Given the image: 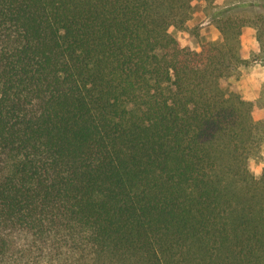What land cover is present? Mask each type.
I'll list each match as a JSON object with an SVG mask.
<instances>
[{"label": "trees", "instance_id": "trees-1", "mask_svg": "<svg viewBox=\"0 0 264 264\" xmlns=\"http://www.w3.org/2000/svg\"><path fill=\"white\" fill-rule=\"evenodd\" d=\"M194 1L0 0V264H264V121Z\"/></svg>", "mask_w": 264, "mask_h": 264}, {"label": "rangeland", "instance_id": "rangeland-1", "mask_svg": "<svg viewBox=\"0 0 264 264\" xmlns=\"http://www.w3.org/2000/svg\"><path fill=\"white\" fill-rule=\"evenodd\" d=\"M243 10H250L251 14H247L250 17L253 15L261 17L259 19L260 27L258 29H243L241 27L243 22L239 19ZM212 13V0H195L192 4L190 18L184 27L172 26L170 32L179 39L183 46L191 49H198L205 43L221 44L224 41V35L217 36L215 33L216 29L212 26L206 27L203 24ZM238 13L241 14L239 15ZM229 15L234 18L229 24L227 33L230 37L234 36L232 39L233 43L237 45L238 55L250 54V56L243 59L231 72L230 76L222 82L228 92L239 94L245 101L250 102L253 105L254 117L262 120L264 118H261L262 107L260 105L263 103L264 98V0H261L257 7H239L238 5L225 14V16ZM219 37H221L222 41L217 42ZM255 38L256 40L258 39L257 42L259 45ZM243 39L244 42L242 43L241 41ZM258 46L259 49L257 50ZM248 168L257 177L263 175L264 145L259 154L249 159Z\"/></svg>", "mask_w": 264, "mask_h": 264}, {"label": "crops", "instance_id": "crops-1", "mask_svg": "<svg viewBox=\"0 0 264 264\" xmlns=\"http://www.w3.org/2000/svg\"><path fill=\"white\" fill-rule=\"evenodd\" d=\"M206 1V0H204ZM213 2V13L212 15L207 18L205 20V22L203 23L204 26L208 27V26H212L214 29H216L215 33L217 36L219 35H224L223 33V28H226L227 26L229 27L230 22H232L233 18L232 16H225L226 13L230 12L231 9H234L235 7H237L239 5V7H245V6H256L259 5V3L261 2V0H212ZM206 3V2H205ZM221 8V9H218ZM229 8V9H228ZM232 14V13H231ZM239 15L241 13H238ZM247 14H251V11H246L243 10L242 15L240 16L241 22H243L242 24V28L243 29H249V28H259L260 27V20L261 17H256V15H253L252 17H250ZM255 16V17H254ZM218 39V38H217ZM256 40V38H255ZM258 40V39H257ZM256 40V42H257ZM221 37H219V40L217 42H220ZM242 43L244 42V39L241 41ZM257 44L259 45V43L257 42ZM201 48V47H200ZM198 48V49H200ZM259 49V46L257 48V50ZM241 57V59H245L248 58L250 56V54H242L239 55ZM262 107V114H261V118H264V98H263V103L260 105ZM264 120V119H262Z\"/></svg>", "mask_w": 264, "mask_h": 264}]
</instances>
